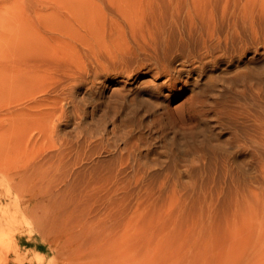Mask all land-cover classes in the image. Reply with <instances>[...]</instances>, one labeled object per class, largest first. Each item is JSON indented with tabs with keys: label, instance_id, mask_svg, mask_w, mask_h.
<instances>
[{
	"label": "rangeland",
	"instance_id": "obj_1",
	"mask_svg": "<svg viewBox=\"0 0 264 264\" xmlns=\"http://www.w3.org/2000/svg\"><path fill=\"white\" fill-rule=\"evenodd\" d=\"M264 264V0H0V264Z\"/></svg>",
	"mask_w": 264,
	"mask_h": 264
},
{
	"label": "bare ground",
	"instance_id": "obj_2",
	"mask_svg": "<svg viewBox=\"0 0 264 264\" xmlns=\"http://www.w3.org/2000/svg\"><path fill=\"white\" fill-rule=\"evenodd\" d=\"M5 264V263H4ZM7 264V263H6Z\"/></svg>",
	"mask_w": 264,
	"mask_h": 264
}]
</instances>
